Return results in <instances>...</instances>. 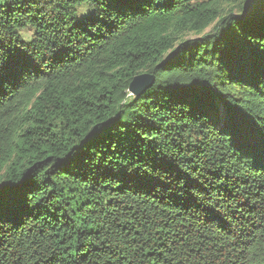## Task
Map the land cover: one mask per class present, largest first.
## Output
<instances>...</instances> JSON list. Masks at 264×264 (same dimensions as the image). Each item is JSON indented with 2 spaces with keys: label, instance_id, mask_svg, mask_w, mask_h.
Wrapping results in <instances>:
<instances>
[{
  "label": "trees",
  "instance_id": "16d2710c",
  "mask_svg": "<svg viewBox=\"0 0 264 264\" xmlns=\"http://www.w3.org/2000/svg\"><path fill=\"white\" fill-rule=\"evenodd\" d=\"M248 1L0 0V264H264Z\"/></svg>",
  "mask_w": 264,
  "mask_h": 264
},
{
  "label": "water",
  "instance_id": "95a60500",
  "mask_svg": "<svg viewBox=\"0 0 264 264\" xmlns=\"http://www.w3.org/2000/svg\"><path fill=\"white\" fill-rule=\"evenodd\" d=\"M155 82L154 76L139 75L130 84L129 92L133 96H141Z\"/></svg>",
  "mask_w": 264,
  "mask_h": 264
},
{
  "label": "rangeland",
  "instance_id": "374dc122",
  "mask_svg": "<svg viewBox=\"0 0 264 264\" xmlns=\"http://www.w3.org/2000/svg\"><path fill=\"white\" fill-rule=\"evenodd\" d=\"M258 5H259V0H249L248 1V3H247V13H246V15H251V14H253L254 13V11H255V9L258 7ZM236 10V7H233V6H231V7H226V11L227 12H237V11H235ZM211 31V29H208L206 32L207 33H209ZM191 37H194V36H191ZM222 110H223V107H222Z\"/></svg>",
  "mask_w": 264,
  "mask_h": 264
}]
</instances>
